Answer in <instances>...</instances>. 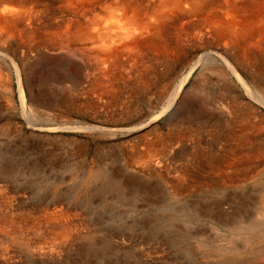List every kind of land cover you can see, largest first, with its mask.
Listing matches in <instances>:
<instances>
[{
    "label": "rangeland",
    "instance_id": "rangeland-1",
    "mask_svg": "<svg viewBox=\"0 0 264 264\" xmlns=\"http://www.w3.org/2000/svg\"><path fill=\"white\" fill-rule=\"evenodd\" d=\"M183 35L169 59L153 62L147 84L125 64L115 95L96 98L85 93V65L52 50L36 64L35 46L26 50L16 34L0 43L19 69L0 55V264H264V126L245 140L242 122L218 121L216 107L198 100L208 64L178 88L201 52ZM216 85L207 86L213 95Z\"/></svg>",
    "mask_w": 264,
    "mask_h": 264
},
{
    "label": "bare ground",
    "instance_id": "bare-ground-1",
    "mask_svg": "<svg viewBox=\"0 0 264 264\" xmlns=\"http://www.w3.org/2000/svg\"><path fill=\"white\" fill-rule=\"evenodd\" d=\"M27 3L33 4L35 6V10L33 7L27 5ZM0 6V43H5L8 37L13 38V35L15 36L16 34V36L19 37V40L23 42L22 45L26 50H30L33 46H35L36 64L38 63L37 61L43 58L44 55L42 52L52 50L57 53V56L61 60H66L67 62V59H74L76 61V65L80 69H82V66L85 65L83 67H86L87 69L90 68V71L85 75V82L87 81V83L84 84V86H86V89L84 90L86 94L92 95V97L94 96L95 98L104 93L113 92L112 86L115 85H113V83L118 79L115 72L119 71L121 73L122 70L120 71L119 68L125 64H127L125 66H128L131 70L135 69L137 77L140 79V85L147 84L150 72L154 71L155 64L153 62H158L161 56H163L162 58L164 59H169V57H171L170 54L176 52V40L179 38L181 33L186 35L185 37L184 35L181 36L184 37L183 39H186L188 37L187 35L190 36L189 32H191L192 34L190 38L194 39L195 42H197L198 39L200 42L201 52L192 63L187 74L181 78L178 88L183 86V83L190 71L197 66V64H203V66L208 64L209 69L206 72L202 71L199 75L198 84L197 82L195 83L196 92L198 90L199 94L198 100H200L202 104L212 103L216 107L219 114L222 112L225 113V111L228 113L231 112V114L233 113L232 115H228L226 113L227 115L222 114L221 116L218 114L217 120H224L227 125L232 126L237 125V122H242V125H238V131L240 133L244 132L243 137L246 138L245 140H247L248 135L249 137L251 136L250 132L252 130H254L253 133L259 134V131L264 126V0H0ZM96 6L100 9L99 12H94V8ZM34 16L35 25H31V22H25V19L29 21L34 18ZM22 22L26 24L23 25ZM1 46H3V44ZM9 47H11V45ZM176 49L178 48L176 47ZM8 50L10 51V48ZM24 51H20L21 53H18L25 54ZM0 55L2 57H8L15 66L16 72H18V66L14 62L12 56L2 52L1 50ZM20 57L23 58L22 56ZM145 61L147 62V65L141 64ZM150 63L153 64L150 65ZM159 63L160 62H158V64ZM148 64L150 66H148ZM119 72L118 74H120ZM133 74L131 73V75ZM156 75L158 76V74ZM119 76L120 75H118V77ZM134 77L136 78V76ZM156 77L154 79H156ZM19 78L20 77L17 75V91H19L18 96L21 104L23 105L24 98L19 85ZM151 78L152 77H150V79ZM213 82L217 84V89L213 88V92H216V95H213V93L211 94L207 88L208 85L214 87L215 85L213 86ZM42 86V83L37 84L38 88H41ZM54 87L56 88V86ZM70 87H72V85H69L68 88L71 89ZM115 87H117V85ZM124 88H126V85ZM138 88L140 89V87ZM133 90L136 89L133 88ZM112 94L115 95V92ZM127 95L129 94L127 93ZM135 95L137 94L135 93ZM64 98V100L67 99L66 97ZM75 98H78V95ZM81 98L83 99V97ZM87 100L89 99L87 98ZM123 100L124 99H122V102ZM71 101L73 102V99ZM83 102H85V99ZM104 103H106V100ZM37 104V100H35V107H39ZM64 104L66 103L64 102ZM72 105L73 104L71 103L70 106L72 107ZM121 105L122 104H120V106ZM89 107L90 106H88V108ZM68 109L70 108L68 107ZM78 110L80 111V108ZM125 110H127V108ZM62 111H64V109ZM122 111H124V109ZM189 129L190 128L188 127V130ZM39 130L44 129L40 128ZM189 131L191 132V130ZM232 132V129H227L226 131V133ZM182 133L184 134V132ZM192 133L194 134V132H191V134ZM251 139L248 142H250ZM154 140H156V138H154ZM154 140H151V144H153L152 141ZM239 142L241 143V141ZM148 143L149 142L146 144ZM255 148L256 147H254V149ZM255 150L257 151V149ZM146 154L144 153V155ZM197 156H195V158ZM145 157L147 156H144L143 158ZM234 163L233 166L235 167ZM236 166H238V164ZM220 167L221 166H219V168ZM180 181L179 183H181ZM175 186L177 187L178 185ZM261 189L260 199L258 200L261 203L259 208L260 213L264 216V187H261L260 190ZM13 226H16V223ZM7 228L11 227L8 226ZM7 228L5 230H7ZM21 234L22 233H20V236ZM4 235H6V233L2 236ZM9 236L12 237L11 234ZM15 236L16 234L13 237ZM242 236L243 235H241V237ZM244 238L242 239L246 240V238ZM259 239L262 240L263 244V248L259 250L260 253L263 254L264 236ZM53 250L54 249L51 248L49 251L52 253ZM3 251L2 253H5ZM11 251L12 250H10V252ZM42 252L44 253V251ZM3 257H0V259ZM8 263L10 262L8 261L7 264Z\"/></svg>",
    "mask_w": 264,
    "mask_h": 264
}]
</instances>
